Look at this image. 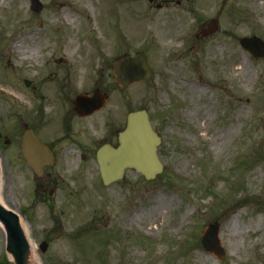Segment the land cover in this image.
<instances>
[{
	"label": "rangeland",
	"instance_id": "374dc122",
	"mask_svg": "<svg viewBox=\"0 0 264 264\" xmlns=\"http://www.w3.org/2000/svg\"><path fill=\"white\" fill-rule=\"evenodd\" d=\"M40 1V12L31 0L0 5V184L36 264H264V57L240 45L264 40V0H202L194 11L174 0ZM22 36L38 56L18 53ZM137 52L154 77L122 93L108 65ZM97 88L105 108L77 117L75 96ZM139 109L162 136L164 171L147 181L131 168L104 185L98 141ZM27 127L54 148L49 177L22 156ZM211 224L223 259L202 245ZM7 257L0 228V264H14Z\"/></svg>",
	"mask_w": 264,
	"mask_h": 264
},
{
	"label": "water",
	"instance_id": "95a60500",
	"mask_svg": "<svg viewBox=\"0 0 264 264\" xmlns=\"http://www.w3.org/2000/svg\"><path fill=\"white\" fill-rule=\"evenodd\" d=\"M32 9L40 12L43 5L39 0H32ZM212 29V30H211ZM217 29V22L210 24V32ZM209 32V31H208ZM242 46L256 57H264V41L257 37H245ZM115 71L116 86L127 90L136 82L149 81L153 71L147 63L143 53L135 56L125 55L109 66ZM106 102V95L95 91L92 96L78 95L74 99V109L80 116H88L102 109ZM161 137L154 130L149 114L146 110H138L128 115L127 126L119 134V146L103 145L97 152V160L101 176L105 185L122 179L127 168H135L146 179L151 180L163 171V164L158 156ZM21 150L27 164L37 176H41L45 166L54 164V156L32 129H26L22 137ZM53 190L50 194H53ZM0 222L6 234V250L12 256L15 264L31 263V245L22 228L19 215L3 206L0 202ZM219 228L216 224L209 225L202 243L207 251L213 252L221 259L224 252L218 238ZM46 243L41 248L45 251Z\"/></svg>",
	"mask_w": 264,
	"mask_h": 264
},
{
	"label": "flooded vegetation",
	"instance_id": "af4514ba",
	"mask_svg": "<svg viewBox=\"0 0 264 264\" xmlns=\"http://www.w3.org/2000/svg\"><path fill=\"white\" fill-rule=\"evenodd\" d=\"M160 1V4H159V7H161L162 5H164V6H167L170 2H172L173 0H159ZM201 1L202 0H174V3L175 4H177L178 6L179 5H181V3L182 2H189V3H191V5H186L185 7H186V10L187 11H194L195 10V7H193L192 8V6H194L193 5V3L194 2H196L197 4H198V2L199 3H201ZM204 1V0H203ZM224 2H227V0H224ZM217 17L219 16L218 14L216 15ZM219 18V17H218ZM211 20V19H210ZM216 20H218L217 18H216ZM207 24H208V22L203 26V27H201V28H203L201 31H200V33L204 36L205 35V32H206V28H207ZM207 30H209V26H208V29ZM209 34V33H208ZM211 36H213V35H209V36H204V37H211ZM108 100H109V97H108ZM77 116V115H76ZM77 117H79V116H77ZM79 118H85V117H79ZM124 127H125V125H124ZM123 127V128H124ZM123 128H121V125H112L111 126V124L109 125V129H107L108 131L106 132L105 131V134L103 135V138L101 139V140H99L98 141V146H97V148H96V150H95V155H96V151H97V149L100 147V145H102V144H107V143H113V141L115 140V141H118V135H119V132L123 129ZM68 129H70V126L67 128V130ZM49 147L52 149V151L54 152V154H55V151H54V148H52V145H50L49 144ZM85 151H87L86 150V148H85ZM86 153V155H87V152H85ZM95 155H94V158H95ZM49 169L50 168H45V174H44V177L46 176V177H49L50 176V172H49ZM50 183L49 182H45V183H42L41 184V186L44 188V189H46V187L49 185Z\"/></svg>",
	"mask_w": 264,
	"mask_h": 264
},
{
	"label": "bare ground",
	"instance_id": "6f19581e",
	"mask_svg": "<svg viewBox=\"0 0 264 264\" xmlns=\"http://www.w3.org/2000/svg\"><path fill=\"white\" fill-rule=\"evenodd\" d=\"M3 0H0V5L2 4ZM62 9V8H61ZM67 18H72V16L70 15V13H67L65 14ZM14 47L16 48V50L18 51V53L24 57H27V58H32V57H35V56H38L39 54V49H28V46H27V43L25 41V36H22L21 38H19V40H17L16 42H14ZM3 185L0 184V202L3 204V206L7 207V208H10L9 206V202L8 200H6V198L4 197L3 195ZM21 220V225L24 229V231L26 230V226L24 224V219L22 217H20ZM2 224L0 222V228H2ZM35 250V247H32V250ZM35 255H31V261L36 264V261H35Z\"/></svg>",
	"mask_w": 264,
	"mask_h": 264
}]
</instances>
